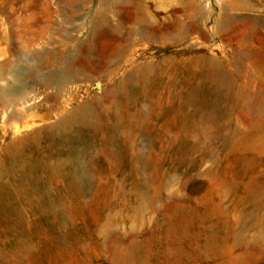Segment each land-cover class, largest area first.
Returning a JSON list of instances; mask_svg holds the SVG:
<instances>
[{
    "label": "rangeland",
    "instance_id": "1",
    "mask_svg": "<svg viewBox=\"0 0 264 264\" xmlns=\"http://www.w3.org/2000/svg\"><path fill=\"white\" fill-rule=\"evenodd\" d=\"M0 80V264H264V0H0Z\"/></svg>",
    "mask_w": 264,
    "mask_h": 264
},
{
    "label": "bare ground",
    "instance_id": "2",
    "mask_svg": "<svg viewBox=\"0 0 264 264\" xmlns=\"http://www.w3.org/2000/svg\"><path fill=\"white\" fill-rule=\"evenodd\" d=\"M122 7V6H121ZM130 12V11H129ZM122 14V13H121ZM231 30V29H230ZM151 31V30H150ZM222 32V31H221ZM103 34V33H102ZM223 34H225V33H223ZM100 35V34H99ZM104 35V34H103ZM98 38V37H97ZM147 38V37H146ZM207 38V37H206ZM97 41V40H96ZM97 43V42H96ZM98 44V43H97ZM99 50V49H98ZM84 53V52H83ZM150 62V61H149ZM105 65H106V63H105ZM98 74V73H97ZM122 77V76H121ZM0 81H2V80H0ZM4 81V80H3ZM9 85V84H8ZM251 89V88H250ZM259 88H257V90H258ZM258 92V91H257ZM260 95V94H259ZM253 96V95H252ZM260 97V96H259ZM8 98V97H7ZM11 98V97H10ZM33 99V98H32ZM254 99V98H253ZM19 100V99H18ZM250 100V99H249ZM26 101V100H25ZM30 102V101H29ZM180 102V101H179ZM204 103V102H203ZM262 103H264V102H262ZM22 104V103H21ZM18 105V104H17ZM250 105V104H249ZM262 105V104H261ZM261 105H260V107H261ZM247 107V106H246ZM260 107H258V109L260 108ZM261 109V108H260ZM251 111V110H250ZM72 112H74V111H72ZM82 115V114H81ZM72 116V115H71ZM83 116V115H82ZM251 117V116H250ZM14 120V119H13ZM69 123V122H68ZM253 123V122H252ZM77 125V124H76ZM69 137V136H68ZM70 138H71V136H70ZM259 138V137H258ZM255 139V138H254ZM264 139V138H263ZM73 141V140H72ZM73 146V145H72ZM13 147V146H12ZM69 151H72V149L71 150H69ZM71 156H73V155H71ZM72 158H74V157H71V159ZM64 159H65V157H64ZM67 159H68V157H67ZM60 160V159H59ZM63 162H65V161H63ZM71 163V162H70ZM72 164V163H71ZM70 164V165H71ZM82 164V163H81ZM73 165V164H72ZM63 166V165H62ZM57 167V166H56ZM70 168H71V166H69ZM81 167V166H80ZM54 168V167H53ZM1 169V168H0ZM54 170V169H53ZM70 170V169H69ZM76 170V169H75ZM30 171H31V169H30ZM27 172V171H26ZM58 172V171H57ZM18 173V172H17ZM65 173V172H64ZM76 173V172H75ZM54 174V173H53ZM33 175V174H32ZM31 175H29V177H30ZM55 176V175H54ZM19 177V176H18ZM68 177V176H67ZM43 178H44V176H43ZM52 178V177H51ZM50 178V179H51ZM33 179V178H32ZM30 180V179H29ZM52 180V179H51ZM64 180V179H63ZM67 180V179H66ZM15 182V181H14ZM66 182V181H65ZM65 182H64V185H65ZM57 183H59V182H57ZM14 185V184H13ZM16 187H17V185H16ZM26 187V186H25ZM49 187V186H48ZM60 188V187H59ZM10 189V188H9ZM16 189V188H15ZM6 191H7V189H6ZM9 191V190H8ZM18 191V190H17ZM28 192V191H27ZM36 192V191H35ZM31 193V192H30ZM24 195H26V194H23V197H24ZM1 197V196H0ZM4 201V200H3ZM7 212V211H6ZM18 220V219H17ZM6 222V221H5ZM15 223H17V222H15ZM6 228V227H5ZM12 229V228H11Z\"/></svg>",
    "mask_w": 264,
    "mask_h": 264
}]
</instances>
